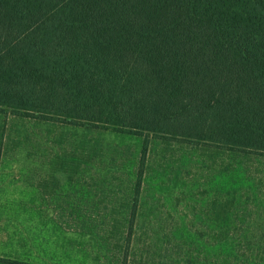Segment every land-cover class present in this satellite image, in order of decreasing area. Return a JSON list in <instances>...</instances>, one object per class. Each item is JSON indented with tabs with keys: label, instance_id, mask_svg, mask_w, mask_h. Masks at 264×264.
I'll use <instances>...</instances> for the list:
<instances>
[{
	"label": "trees",
	"instance_id": "obj_1",
	"mask_svg": "<svg viewBox=\"0 0 264 264\" xmlns=\"http://www.w3.org/2000/svg\"><path fill=\"white\" fill-rule=\"evenodd\" d=\"M9 111L145 135L143 153L153 138L228 172L264 156V0H0Z\"/></svg>",
	"mask_w": 264,
	"mask_h": 264
},
{
	"label": "rangeland",
	"instance_id": "obj_2",
	"mask_svg": "<svg viewBox=\"0 0 264 264\" xmlns=\"http://www.w3.org/2000/svg\"><path fill=\"white\" fill-rule=\"evenodd\" d=\"M28 116L0 112V264H264V156L224 172L153 138L143 153L145 135Z\"/></svg>",
	"mask_w": 264,
	"mask_h": 264
}]
</instances>
